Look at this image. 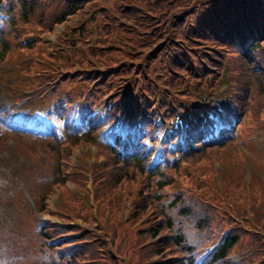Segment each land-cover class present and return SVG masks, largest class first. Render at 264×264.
<instances>
[{"label": "trees", "instance_id": "trees-1", "mask_svg": "<svg viewBox=\"0 0 264 264\" xmlns=\"http://www.w3.org/2000/svg\"><path fill=\"white\" fill-rule=\"evenodd\" d=\"M11 1L0 0V60L12 51L13 39L7 36L9 33L22 32L26 24L43 28L47 23L50 29L53 21L59 23L75 14L80 20L85 8L94 0H63L64 7L60 11L54 3L47 2L43 13L37 12L31 0H18V5ZM124 5L140 10L134 17L131 14L133 21L124 17L128 12L118 3L99 6L95 28H100L99 23L107 25L109 39L106 45L97 42L95 46L98 49L119 47L128 52L134 48L135 57L105 62L101 66L93 57L95 64L84 55L85 69L75 65L72 70L63 72L69 73L68 77L84 78V71H97L101 73L99 79L106 80L107 75L121 79V88L117 90L121 92L117 101L120 106L113 111L110 108L115 116L100 118L96 111L101 104L98 96L92 94L86 104H81V120H87V127L77 134L70 133L74 126L67 122L63 123L64 139L54 125H47L50 129L47 133L25 129L30 120L36 126L46 124L33 110L19 120L12 119L15 128L4 125L0 132V139L7 138L5 132L15 133L16 136L12 134L10 138H16L18 150L28 155L25 138L30 139L32 145L33 141L38 142L36 145H45V150L48 145L57 147L53 159L48 155L43 163L22 169L25 186L37 195L34 210L49 209L44 198L52 192L54 184L59 185L66 199L80 200L74 213L95 220L96 227L87 230L78 223L64 226L53 225L51 221L40 222L31 208L27 217L18 212L14 229L1 234L4 238L13 237L12 234L38 237V250L23 257L29 259L30 264H134L139 260L144 264H255L258 261L261 262L257 264H264V179L258 175L254 180L251 178L250 199L246 194V179L242 176L232 180L227 173H222L225 180L222 187L212 181L213 172L218 170L212 159L213 152L234 139L248 109L255 113L256 125L264 126V0H129ZM161 15H164L163 20H160ZM85 26L87 34L89 20ZM33 42L26 46L34 47ZM70 46L75 51L73 42ZM90 54L100 55L94 51ZM57 66L61 67L59 63ZM32 68L31 64L23 66V70ZM226 70L232 71L227 90L207 92L209 95L201 97L202 92L195 85L206 84L204 74L208 72L213 77L212 90ZM249 75L251 82L247 79ZM180 78L189 79L194 86L179 93L175 87ZM256 90L258 94L251 93ZM257 95L263 97L262 100L257 98L259 104L254 103ZM46 114L50 116L52 112ZM109 120L111 124L104 136L110 141L97 139L94 131ZM68 136H82L107 150L108 157L99 167L96 162H90L87 168L79 166L94 175L98 202L95 211L84 205L88 204L86 196H78L66 185L67 180L74 179L71 170L60 162L65 161L63 150L66 147L61 146V142ZM157 140H160L158 146L155 145ZM144 141L148 147L145 153L139 154L135 148ZM193 157L201 158L199 165L189 160ZM49 160L46 167L45 161ZM182 163L201 167L196 176H200L203 183L199 184L192 174L189 187L202 189L212 181L220 193L189 195L185 188L170 193L166 186L171 175L165 168H179ZM114 164H122L124 173L129 170L133 176L144 173L148 179L142 182V188L131 200L129 215L122 219L115 218L114 205L122 210L126 195L124 190L116 195L115 191L119 184L125 183L128 193L133 192L131 179L135 177L131 173L126 177ZM204 166H207L206 177L202 176ZM101 174L105 181L100 182ZM74 180L76 187H85L81 178ZM17 194L20 195V190L15 194L12 189H6L5 197L13 203L12 198ZM155 200H161L162 204H156ZM29 216L31 223H28ZM57 231L63 232L65 237L58 243H50L48 237ZM208 243L211 248L204 252ZM3 248L0 247V252ZM233 251L236 258L231 256ZM20 259L15 263L0 259V264H19Z\"/></svg>", "mask_w": 264, "mask_h": 264}, {"label": "rangeland", "instance_id": "rangeland-1", "mask_svg": "<svg viewBox=\"0 0 264 264\" xmlns=\"http://www.w3.org/2000/svg\"><path fill=\"white\" fill-rule=\"evenodd\" d=\"M7 1L9 2L10 0ZM13 1L11 2L18 5V0ZM128 1L129 0H94L85 8V11L80 16V20H78L79 18L77 14H75L59 23L53 21L50 29H48L47 23L43 24V28L37 24H26V27L22 32H18L17 34L16 32L9 33L7 36L11 40L13 39V47H11L12 51L0 60V121L4 122L7 127L11 126L10 128H15V126H12L13 117H18L20 115L24 116L23 113L30 108L28 105H31L33 109H36L38 117H40L42 121H46V124L39 125L40 122H37L39 125L38 127L34 128L27 126L26 129L37 133H47L50 132L47 125H54L56 126V129L59 130V135L62 138H65L66 129L63 124L64 122L71 123L74 126L73 128L71 127L70 133L75 132L77 134L87 127V120H81L83 114L81 104H86L88 97L92 94L98 96V103L101 104L99 110L96 111L100 118H108L110 115L112 117L115 116L112 111L115 107L120 106V103L118 102L117 104V101L121 92L117 90L121 88L119 87L121 79L109 75L105 76L106 80H103L102 78L99 79V76H101L100 72H88V70H86L83 72L86 80H83L84 78H76L73 76L68 77L69 73L63 74V72L66 69L72 70L75 65L78 68L85 69L87 67L86 58H88L92 64H95L91 58L93 57L101 66H103L106 64L105 62H114L117 59L123 60L126 58L133 59L135 57V54L133 53L134 48H130V52H128L124 49L120 50L119 47L110 46L98 49V47L95 46L97 42H102V45H106L109 39L107 36V31L109 30H106L107 25L99 23L100 28H95L98 23V18L95 16L99 11V6H102L104 3H118L120 4V8L128 12L124 17L133 21L131 14L134 17L140 12V10L136 8L128 9L130 7L124 5L125 3H128ZM30 2L35 4L38 13L44 12L43 8L47 2L54 3V6L58 11L64 7L61 5V3L64 2L63 0H31ZM122 12L125 14L124 11ZM163 19L164 15H161L160 20ZM88 20L89 26L87 27L88 33L86 34L85 24ZM196 29L200 30L201 27ZM80 31L84 32L83 35L78 34ZM34 33L35 35H32ZM31 41H34V47L29 48L26 45ZM71 42H73L75 46V51L71 50ZM90 51H94L100 55H91ZM45 55L47 58H45ZM84 55H86V58ZM58 63L61 66L59 68L57 66ZM224 63L225 60L222 62V65ZM26 64H31L33 68L23 70V66ZM132 66H134V64H132ZM77 72L80 74V71ZM204 76L206 78V84L200 85V83H198L195 85V87H198L200 92H202L200 96L203 98H205V95H209L207 92L226 91L232 77V71L226 70V73L220 77V81L212 90L210 89L213 86V77L208 72H206ZM192 77L196 76L192 75ZM247 79L251 82V75H249ZM47 81H51V83L48 84ZM177 84L178 85L175 88L179 93L187 92L189 86L193 85L190 83L189 79L183 78H180ZM256 92L257 90L255 92L251 91L252 94H255ZM256 94H258V92ZM257 96H255L256 99L254 98V103L256 102V104H259L260 102L257 98L262 100L263 97L262 95ZM12 100L20 103L12 102ZM19 104L24 106V108L21 109ZM110 108H112V111H110ZM4 109H7V111L4 112ZM256 109L257 108H254V110ZM263 109L264 104L262 105V111ZM92 111L94 112L95 110ZM47 112H52L48 118L45 116V113ZM253 114L255 113H252L248 109L246 117H242L241 123L238 124V131L236 132L234 139L231 142H227L220 149L218 148L217 150H214V157L212 158L216 169H218L213 172L214 178H212V181L216 182L217 186L222 187V185L225 184L222 173H227L232 180L236 179V177L242 176L246 179L244 182H246V194L248 199H250L252 195L251 181L253 177L258 175L264 179V126L256 125ZM64 115L66 117L63 118ZM31 121L28 122L32 123ZM261 123H263V121H261ZM109 124H111L110 120L106 121L105 124H102L97 131L93 130L95 134L97 133V139L108 140L104 134ZM3 130L4 125L0 123V132ZM156 132L159 133V130L157 129ZM7 134L8 136L6 139L4 136L0 139V231L4 228V230L0 232V247H5V249L3 248L0 252V259L1 261L10 260L15 263L19 258H22L20 259L19 264H30L29 259L23 257L28 253H33L38 250V237L34 234H25L23 237H16V235L12 234L13 237L9 236L8 238H4L1 233L5 231L10 232L14 229V223L16 222L18 212L27 217L29 213L28 210L32 208L33 216L35 215L36 217L34 203L37 199V195L34 194L35 192L33 191L26 192L20 187L24 182V172L22 169L25 166H35L43 163L44 159L48 158V155H52L51 159H53V156H56L55 152L57 151V147L48 145V147H45V150V145L40 144L43 143L42 140H40L39 143L42 148H39L40 146L36 145L38 142L33 141L32 145L30 139L24 137V141L28 144V151L30 152L28 155L23 153L22 150H18V142L16 138H10L12 134L15 136L16 134L5 132V136ZM64 145L66 146L63 150L65 161L60 162L63 163L65 168L71 170L74 179L81 178L84 180L85 187H76L74 179L67 180L66 185H68L67 187L74 193H77L78 196H86L84 199H86L88 204H84L82 198L83 204L90 206V209L95 211L98 207V202L96 200L94 175L92 172H89V169L85 171L79 166L82 165L87 168V166L90 165V162H96L99 163L97 165V167H99L101 165L100 163L104 162L108 157L105 153L107 150L104 149L100 143L85 140L82 136L79 138H70V136H68L67 140L61 142V146ZM147 147L148 144L144 141L141 145H138L135 148V151L142 154L145 153ZM199 159L201 158H189L192 163L195 162L197 165L201 162ZM179 161H181V158ZM50 162L51 160L45 161L46 167ZM146 163L147 161L144 162L145 165ZM114 165H117L115 167H118L120 173L125 175L131 173V176H133L131 170L124 173L122 170V164ZM257 165L262 168H258ZM204 167L205 170L202 176L206 177L208 176V173H206L207 166ZM200 170L201 167L196 168L193 164L188 163H182L179 168L166 167L165 172L171 175V181L166 186L167 190L172 193L185 188L184 191L189 193V195H195V193L200 195H218L220 192L218 193L216 191L217 187H214L212 181H208L207 185L202 189L189 187V184L191 183L190 179L192 180V174L199 184L203 183L201 177L196 176V173ZM145 175L146 174L144 173H141V175L137 173L134 174L133 177L135 178L131 179L133 192L128 193V186H126L125 183H121L117 186L115 195L118 194L120 190H124V195L126 196L122 210L116 209V204L114 205L115 218L122 219L129 215L131 200L136 197L137 190L142 188V182L148 180ZM7 177H9L8 180ZM12 177L16 182L12 181ZM160 178H164V176ZM105 180V176L101 174L100 182ZM6 189H12L15 194L20 190V195L17 194L15 198H12L13 203L6 199ZM239 189L242 188L240 187ZM62 192L63 188L61 186L53 185L52 192L45 197L46 199L44 198L49 209L43 211L45 212L43 215L49 218L53 225L63 224L64 226H72L73 224L78 223L80 225H85L88 228L87 230L94 229L97 224L95 220H89L86 219V217L74 213L80 205V200L72 198L66 199V195ZM167 198H164V200ZM155 202L156 204H162L161 200H155ZM32 221V218L29 216L28 223H31ZM71 229H74V227H71ZM71 231L74 232V230ZM83 231V229L80 230V233H83ZM225 232L226 230L223 231V233ZM80 233L75 234L79 235ZM62 237H65L64 233L57 231L48 237V241L50 243H58L63 240ZM210 245L211 243H208V245L203 248V251L206 252L210 248ZM231 256L234 258L237 257L234 251L231 253ZM155 257L156 255L154 258ZM259 262L261 261H258L255 264ZM134 264L144 263L139 260L138 263Z\"/></svg>", "mask_w": 264, "mask_h": 264}]
</instances>
